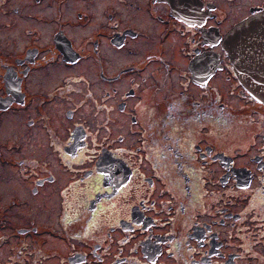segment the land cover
Segmentation results:
<instances>
[{
  "label": "flooded vegetation",
  "instance_id": "flooded-vegetation-1",
  "mask_svg": "<svg viewBox=\"0 0 264 264\" xmlns=\"http://www.w3.org/2000/svg\"><path fill=\"white\" fill-rule=\"evenodd\" d=\"M229 1L0 0V24L46 25L44 35L22 26L31 38L16 50L6 47L0 25V124L18 119L14 138L0 139V177L12 167L8 180L30 181V195L0 196V264H256L264 218L249 228L233 199L250 188L247 200H263L264 208V108L243 91L221 40L234 23L264 11V0L249 1L233 19ZM259 35L264 30L255 28L251 55L264 73ZM225 81L227 94L240 98L234 106L218 91ZM169 97L187 106L176 120L197 117L195 140L232 128L233 118L254 131L230 152L208 141L188 144L189 155L173 143L161 147L177 136L161 129L156 137L144 102L172 108ZM173 110L161 117L164 128ZM116 125L125 132L113 134ZM191 152L203 193L228 199L197 206L203 194L196 196L186 170ZM164 171L181 177L179 196ZM53 189L62 197L56 222L31 197Z\"/></svg>",
  "mask_w": 264,
  "mask_h": 264
},
{
  "label": "rangeland",
  "instance_id": "rangeland-1",
  "mask_svg": "<svg viewBox=\"0 0 264 264\" xmlns=\"http://www.w3.org/2000/svg\"><path fill=\"white\" fill-rule=\"evenodd\" d=\"M221 1L222 0H218V2H221ZM249 1H251V0H230L229 3H227L226 5H228V9H229V13L231 15V19L236 18L239 15L243 14L245 10H243V11H241V10L245 8V5ZM217 5H220V9H223V7H226L225 4L223 5L221 3H217ZM155 6H157V4H155ZM133 11L136 12L137 9H134ZM44 14H45V12L43 10L42 11L43 17H44ZM38 23L39 22L20 23L14 27H11L9 25H5L4 23L0 24L1 25V33H2L6 47H9V48L16 50V47L20 44L21 41L31 38V36H28L23 31H21L22 26L33 27L36 29L37 35H41V34L44 35L43 30L46 28V25L38 24ZM12 36L16 37V39L14 40L12 38ZM43 39H44V37H43ZM243 50L248 51L249 49H248V47H244ZM243 50L241 49V51H240V55L242 56L243 60L245 62L251 61L253 58H246L243 55V52H242ZM231 69H232V67H231ZM233 74L236 77L234 71H233ZM221 86L222 87L218 88V91L221 92L222 94H224V98L229 102V104L231 106H234L233 101L238 102L240 98L239 97L235 98L236 94H234V95H228L227 94L225 89H227V87H228V81H225ZM243 91H245L244 88H243ZM148 98L158 99L157 95L153 96V95H151V93H149V97H147V99ZM168 101H169V104L173 105L172 108H168L167 106H164V105L160 106L159 103H156V102L155 103L151 102V103H147V104L144 102L143 114L145 116L148 115L149 118L152 120L151 126L155 130L158 131V135L156 137H159V132L161 131V129L166 131V133L169 132L170 134L177 136V138L173 140V138L168 134L169 135L168 137L170 138L169 141L160 140L159 146H161V147H166L167 145H171V143H173V145L175 144V145L179 146L180 148H182L183 151H185L187 148L188 149L187 154L189 155V145L188 144L195 143V142L199 141L200 145L204 146L205 144H207V141H208V142L213 143L215 146L219 145V144L223 145L228 150V152H230L232 149L229 147L233 142H236V143L241 142L243 140V138H245V136L249 134V132L252 133L254 131V129L252 127L250 128L249 123H247V124L242 123L238 120V118L236 120L233 118L230 121L232 128H230L226 131L213 132V136H214L213 138L210 136V131H206V133L204 134L205 136L198 135V138L195 140L196 136H194V133H195L194 126L196 123H194V122L197 121V117L194 120L192 118H187V114H185V118L182 121L176 120V116L178 115V113L182 112L185 108H187V106L178 107V103H176V104L172 103L171 97L168 98ZM169 109H174V110L171 111L170 113H168L170 123L164 124L165 125V128H164L162 125V122H161V117H162V121L164 122L165 111L169 110ZM16 121H18V119H16V117H6L5 120H3L1 122L0 125L2 126V129H4V130L2 131V133H0V139H3L4 137H8L9 134L11 135L10 138H14V134H11L10 132L13 130L12 126L14 125V123ZM19 121H20V119H19ZM211 123H213V122H211ZM211 126H212L211 128L214 129L215 125L212 124ZM16 129L20 130L21 128L19 126ZM110 129L113 131V134L125 132L124 126H117L116 125V126L111 127ZM101 130L105 131L103 129H101ZM168 149L171 151L170 148H168ZM169 150H167V151H169ZM233 152L235 153L236 150H233ZM23 156H26V157L30 156L27 150H25V152L23 153ZM192 160H193V166L188 167L186 170L188 172V175H190L193 179L201 173L202 166H199L198 163L196 162L194 153H192ZM161 166H163V165H161ZM13 170L14 169L12 167L6 168V170L4 171L5 177L3 179H1V177H0V196H2V201H8L13 196L26 197L27 195H30L28 193V190H27L28 184L30 182L29 179H27L26 183L20 182V185H19L18 182L15 181V180H17L16 175L14 176L15 180H13V179L8 180V178H6L8 175L14 173ZM162 174L164 175L165 180L167 181V185L172 186L171 188L176 190V196L177 195L179 196L180 192L177 193V191H180L182 189L181 180H180L181 177L177 173H175V174L173 173L174 175L171 178L168 174L165 173V171ZM63 176H65V174H63ZM179 180H180V184H179ZM193 180L196 183V188L193 189L194 192H196V196L199 194V197H200L202 194L204 195L206 193L204 196L202 195V201L203 202L196 201L197 206H202L203 204H206V205L210 204L212 206V204L215 203L216 199L218 197L222 196V192L216 191L215 189L210 190V191H206L203 193V189H202L203 186L201 185L200 181L197 178H195ZM10 182H11V184H9ZM59 182H63V181L59 180ZM17 187H19V188L21 187V190L18 191ZM249 189L250 188H245V189L239 190L241 194H238L233 199V201H235L233 203V207L236 211L240 212L242 216L244 214V223L246 226L251 228L254 224H257L258 217H259V219L264 218V208H263V200L257 204H253V205L250 204V200H247V199H252L253 197L247 193ZM50 192L52 194L45 195L44 190H39L38 193H36V195L31 196V197L35 198V201L37 202L38 206H40L42 208L46 207V209L48 210V213H49L48 219L56 222V218H57L56 215H58L60 213L59 211L61 210V209H59V207H60V203L62 201V197L60 195H58V193L54 189L51 190ZM191 197H193V194L191 195ZM222 197L224 200L228 199V195L222 196ZM256 200L257 199H254V201H256ZM245 201H246V203H245ZM58 202H59V204H58ZM186 202H187V200H186ZM32 208H35V207H32ZM32 208H29V210L24 208V211L25 212L28 211V213L33 214L34 210ZM37 214H39L40 216H44V213L41 211H39ZM249 236H252L251 231H250ZM250 239H253V238L250 237ZM253 259H255V257ZM245 262H248V261H245ZM253 262L256 264H264V249L261 250V256L256 258Z\"/></svg>",
  "mask_w": 264,
  "mask_h": 264
},
{
  "label": "water",
  "instance_id": "water-1",
  "mask_svg": "<svg viewBox=\"0 0 264 264\" xmlns=\"http://www.w3.org/2000/svg\"><path fill=\"white\" fill-rule=\"evenodd\" d=\"M245 23H241V25H237L235 27H233V29L230 30L229 32V39H228V43L234 42L237 46L235 48L232 47H228V51L231 54V59L230 62L232 63V65L234 66L235 69V73L237 75L238 78H242V79H248L249 81H253V73L251 72L250 66L248 65V68H243L239 62L243 59L241 55H236L235 53L240 52V50L242 49V41H240L239 43V39H238V34L234 33L236 29L241 28ZM235 34V35H234ZM234 36V37H233ZM233 44V43H232ZM226 50V51H227ZM244 86L246 87V89L249 91L250 89H253L254 91V87L251 88V84L247 83L244 84ZM254 94V92L252 93ZM264 94V91H263ZM253 96V95H252ZM262 101H264V98L260 99Z\"/></svg>",
  "mask_w": 264,
  "mask_h": 264
}]
</instances>
